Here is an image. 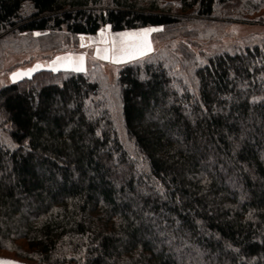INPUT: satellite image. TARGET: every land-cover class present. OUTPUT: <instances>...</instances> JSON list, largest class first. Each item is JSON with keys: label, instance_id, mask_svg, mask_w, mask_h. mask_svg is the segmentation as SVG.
Masks as SVG:
<instances>
[{"label": "trees", "instance_id": "1", "mask_svg": "<svg viewBox=\"0 0 264 264\" xmlns=\"http://www.w3.org/2000/svg\"><path fill=\"white\" fill-rule=\"evenodd\" d=\"M233 21L264 25V0H0L6 50L104 25L165 42L114 82L41 69L0 86V252L264 264V33L228 41Z\"/></svg>", "mask_w": 264, "mask_h": 264}, {"label": "rangeland", "instance_id": "2", "mask_svg": "<svg viewBox=\"0 0 264 264\" xmlns=\"http://www.w3.org/2000/svg\"><path fill=\"white\" fill-rule=\"evenodd\" d=\"M225 27L231 33V38L226 39L228 41L233 37L240 39L252 33H264V25L259 23L244 24L233 21L227 23ZM143 29H154L146 34V41L151 50H146L142 56L122 57L119 61L114 59L112 42L116 41L119 45L121 42L131 43L137 37L143 38L144 34L141 32ZM163 31L164 28L160 26L113 31L109 25H104L96 34L69 35L65 31L51 34L48 32L25 34L16 45L20 49L19 52L6 50L0 46V59H3L0 86L30 77L41 69H51L55 72L76 71V67L81 65L83 70L77 72L93 70L100 78L107 77L105 81L114 82L119 69L125 63L144 59L152 53L159 52L165 46L161 34ZM121 33L134 35L125 37L121 36ZM97 49L100 50L99 54ZM105 49L108 51L106 52ZM20 242L25 241L20 240ZM0 255L10 256L4 252H0Z\"/></svg>", "mask_w": 264, "mask_h": 264}, {"label": "snow or ice", "instance_id": "3", "mask_svg": "<svg viewBox=\"0 0 264 264\" xmlns=\"http://www.w3.org/2000/svg\"><path fill=\"white\" fill-rule=\"evenodd\" d=\"M154 29H143L141 30V32L144 34V37H137L133 42L131 43H127V42H121L119 45L117 44L116 41H113V47H112V52H113V57L114 59H116L117 61H119L120 58L122 57H128V58H132L134 56H142L144 55L146 50H151L150 49V45L147 43L146 41V34L150 31H153ZM121 36H125V37H132L134 34H130V33H121ZM105 51L107 52L108 50L105 49ZM100 50L97 49V53L99 54ZM107 58V57H106ZM59 59V58H58ZM82 60V58H81ZM76 71H81L82 69V65L81 66H77ZM15 76V74H13ZM0 264H5V262L0 261ZM8 264H14V262H8Z\"/></svg>", "mask_w": 264, "mask_h": 264}, {"label": "water", "instance_id": "4", "mask_svg": "<svg viewBox=\"0 0 264 264\" xmlns=\"http://www.w3.org/2000/svg\"><path fill=\"white\" fill-rule=\"evenodd\" d=\"M0 261L5 262V264H8V262H14V264H30L23 260H19V259L7 257V256H2V255H0Z\"/></svg>", "mask_w": 264, "mask_h": 264}]
</instances>
